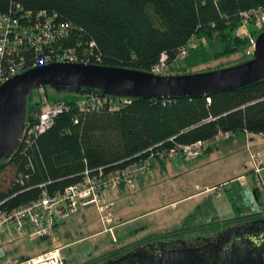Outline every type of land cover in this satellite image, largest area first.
<instances>
[{
  "label": "trees",
  "instance_id": "obj_1",
  "mask_svg": "<svg viewBox=\"0 0 264 264\" xmlns=\"http://www.w3.org/2000/svg\"><path fill=\"white\" fill-rule=\"evenodd\" d=\"M14 4L55 13L57 21L68 23L73 29L62 44L81 43L77 51L86 47L90 63L153 72L165 53L169 74L177 61L194 65L249 46L247 35L237 30L242 24L239 11L264 5V0H0V13ZM187 44L189 50L181 56ZM30 97L27 124L46 102H63L66 108L29 145L0 161L3 208L26 204L43 190L59 193L80 181L85 170L110 171L146 158L148 149L161 142L172 146L214 141L220 131H264V78L196 96L107 101L72 92H47L45 98L42 92L33 101Z\"/></svg>",
  "mask_w": 264,
  "mask_h": 264
},
{
  "label": "built area",
  "instance_id": "obj_2",
  "mask_svg": "<svg viewBox=\"0 0 264 264\" xmlns=\"http://www.w3.org/2000/svg\"><path fill=\"white\" fill-rule=\"evenodd\" d=\"M239 15L242 24L237 30H243L250 41L249 46L254 47L257 34L264 28V5L240 10ZM72 29L68 23L57 21L55 13L46 10L35 12L24 10L19 4H14L8 11L0 13V84L14 74L38 65L54 62L93 64L90 63V52L86 47L80 54L77 51L76 47L81 43L67 47L62 44ZM93 45L94 43H89L90 47ZM190 45H183L179 54L181 56L186 54ZM246 52L251 53V49H246ZM167 59V54L163 53L153 72L167 74ZM103 99L109 101L107 98ZM114 107L116 106L113 105L112 108ZM65 108L63 102L43 104L40 111L35 113L34 120L28 124L25 122L18 149L26 147L34 138L47 130L53 124L54 118ZM82 109L86 108L82 107ZM255 133L264 135V131ZM231 135L229 132L220 131L218 138ZM208 143L207 140L198 139V141L175 142L172 146H165L161 142L148 149L149 156L124 167L110 171L99 168L94 173L85 170L80 181L66 186L59 193L49 194L43 190L38 198L26 204L10 209L0 207V258L5 256L4 246L17 239L53 236L56 221L73 216L80 208L95 209L104 230L112 231L117 220L114 202L104 198L106 191L115 189L119 184L133 188L137 177L149 174L152 157L166 159L179 154L184 158L194 159ZM251 155V166L260 177V169L264 165V152ZM239 178L245 180L243 175ZM258 180L263 181L262 177ZM62 248L54 245L34 256L14 259L11 264H66Z\"/></svg>",
  "mask_w": 264,
  "mask_h": 264
},
{
  "label": "water",
  "instance_id": "obj_3",
  "mask_svg": "<svg viewBox=\"0 0 264 264\" xmlns=\"http://www.w3.org/2000/svg\"><path fill=\"white\" fill-rule=\"evenodd\" d=\"M251 57L229 66L203 71L157 74L122 66L54 62L14 74L0 84V161L19 147L26 122L27 98L47 88L57 93H87L103 98H171L196 96L252 84L264 78V28L257 34ZM147 246L101 264H170L155 259Z\"/></svg>",
  "mask_w": 264,
  "mask_h": 264
},
{
  "label": "rangeland",
  "instance_id": "obj_4",
  "mask_svg": "<svg viewBox=\"0 0 264 264\" xmlns=\"http://www.w3.org/2000/svg\"><path fill=\"white\" fill-rule=\"evenodd\" d=\"M153 18L155 19L156 23L159 25V21L155 15H153ZM246 49H251V53H247ZM252 50H253L252 46H243L236 50L230 51L227 54L221 55L217 58L206 60V62H198L195 63L194 65H189L188 62L185 59H183V61H177L176 63H172L171 73L195 72V71H203L206 69H216L218 67L229 66L231 64L238 63L241 60H244L248 57H251L253 53ZM42 92L43 91L41 89L33 90L31 92L30 100L33 101L37 97V93L41 94ZM47 92L48 94L51 95L55 93L50 88L47 89ZM240 135L241 133L239 134L236 133V134H232L229 137H221L217 139L218 141L217 144L222 146V148L220 152H216L214 154L215 157L210 159L209 165L205 167L206 170L210 169L211 167L216 168L222 165L225 166L227 164L230 165L233 164V162L236 160H238V162L240 163L242 159L243 160L246 159L245 166H248L247 167L248 172L245 174L250 175L251 178L253 179H255L254 177L260 179L261 176L259 177V175L255 171V168L251 166V156H252L251 154H255L257 152H264V144H262L264 143V141L262 140L264 137H261L260 135L255 133L253 134V136H248V138L252 137L254 139L250 141L251 142L250 145L249 144L248 146L246 144L239 145L238 143H235L233 141L232 143L236 144L235 148L227 147V142L229 140H232ZM186 162H187L186 167L188 169L189 164L191 162L190 161H186ZM263 167L264 165L261 168ZM171 173H174V175H177V177H175L174 179L173 178L169 179ZM165 175L166 177L164 182L162 183L158 182L157 185L151 186L149 191H144V194H142L140 198H137L136 200L134 199V201L138 203L136 204L138 205V207H136V209L135 208L132 209L133 213L140 214L142 212H147L151 208L150 207L151 204L163 202L164 199L162 198V194L164 193V191L169 187L172 188L173 185L178 186L179 181L188 180L190 182L189 188H191L190 190H192L193 186L191 185V177H192L191 172H186L178 175V169L173 167L172 170H170L167 174L165 172ZM262 177H263L262 179L263 181L261 180H257V181H258V189H260V192H262V199L264 200L263 174ZM130 193L131 195L133 194L132 192ZM232 194H234V192L231 193L230 195ZM253 196H254V192H253ZM184 204H187V202L181 203V208ZM259 208H246V209L181 214L182 226L189 227L192 230L190 229H188L190 231L183 230V232H179V233H175L174 230L181 229L182 227H180L177 224L178 222H176L174 218H170L169 221L168 220L164 221L166 219V217H164V215H166L165 212L164 213L160 212L161 214L160 213L144 214L141 217H138L137 220H135L134 222L130 223L127 226L116 228L113 231L106 230V232L105 231L101 232L104 230V226L101 224L97 212H91L88 216L91 220L90 222L93 223L92 227L90 228V231L87 230L86 225L84 224L83 220L80 219L81 217H79L77 213L74 214L73 216L66 218L69 220L66 221L65 228L71 231L72 242L62 250V253L65 254V256L67 257L68 264H81V263L84 264L83 263L84 261L87 262L85 264L105 263L104 261L108 258L113 259L124 254L123 251H121L122 249L124 250L125 248H128L132 244H135L140 241L143 242L144 240L152 239L158 237L159 235H162L160 238L170 241L176 238H180L183 240L185 238L188 241H191L196 239L195 236L198 235L212 237L211 235L215 233L214 230L216 229L213 227L214 226L216 227V225L219 222L245 217L247 216L246 211H249L253 214L258 212H264V207H259ZM171 210L173 211V209L170 208L169 211ZM162 213L164 215H162ZM63 229L64 227H61L59 231ZM96 231H100V233L95 234L94 236L80 239L81 237ZM164 233H166V235H163ZM130 236L131 238L128 239V237ZM131 242L133 243L129 244ZM139 244L144 245L146 244V242H143V244L142 243ZM46 245H47V241L45 239L22 237L21 239L5 247V256L0 258V264H11L14 259H17L20 256H25V257L34 256Z\"/></svg>",
  "mask_w": 264,
  "mask_h": 264
},
{
  "label": "crops",
  "instance_id": "obj_5",
  "mask_svg": "<svg viewBox=\"0 0 264 264\" xmlns=\"http://www.w3.org/2000/svg\"><path fill=\"white\" fill-rule=\"evenodd\" d=\"M239 133H241L240 136H237L227 142V147L235 148L236 144L232 143L233 141L235 143H238L239 145L246 144L248 146V144H251L250 141L254 140L252 137L248 138V136H253V134L255 133H251L245 130L237 132V134ZM260 136L264 137V135ZM262 140L264 141V138ZM217 143V139L214 141L209 140V143L204 146L203 151L197 156V158L194 159L183 158V156L179 154L166 159H158L152 157L150 158L151 168L149 174L147 176L137 177L135 179V185L133 188H129L124 184H119L115 189L106 191L104 193V198L106 200H111L114 202V211L117 223L113 230L122 226L129 225L130 223L137 220L138 217H141L144 214L165 212L166 215L162 213V215L166 217V219L163 220L169 221L170 218H174L175 221L178 222L177 224L182 227L181 229L174 230L175 233H179L183 232V230L190 229L189 227L182 226L181 214L264 207L262 192H260V189H258V179L256 177H254L255 179H253L250 175L245 174L248 172V166H245L246 159H242L240 163L238 162V160H236L233 162V164H227L226 166L222 165L216 168L211 167L210 169L206 170L205 167L209 165L210 159L215 157L214 154L216 152H220L222 148V146L218 145ZM186 161L191 162L188 169L186 167ZM173 167L178 169V175L186 172H191V185L193 186L192 190H190L191 188H189L190 182L188 180L179 181L178 186L173 185L172 188L169 187L164 191V193L162 194V198L164 199L163 202L151 204V208L147 212H142L140 214L133 213L132 209H136V207H138V205H136L138 203H136L134 199L136 200L137 198H140V196L144 194V191H149L151 186L157 185L158 182H164L166 177L165 172L167 174L170 170H172ZM262 174L264 175V167L260 170L261 177ZM240 175L244 176V181L242 178H239ZM175 177H177V175L171 173L169 179H174ZM129 190L133 193L132 195ZM232 191L234 192V194L230 195L231 193H233ZM253 192L255 197L253 196ZM183 202H187V204H184L181 208V203ZM170 208L173 209V211H169ZM91 212L97 211L91 208H80L77 212L78 216L81 217L80 219H82L84 224L86 225L88 231H90V228L93 225V223L90 222V218L88 217ZM246 212L251 213L249 211ZM67 220L69 219L56 221L53 236L45 239L47 241V245L41 250H47L54 245L63 247V250L72 242L71 231L65 228ZM61 227H64V229L59 231ZM104 231L105 230L101 232ZM98 233H100V231L92 232L87 234L86 236L81 237L80 239L94 236ZM163 235H166V233H164ZM160 236L162 235H159L158 237ZM130 238L131 236L128 237V239ZM152 239H147L143 242H147ZM143 242L140 241L137 243ZM12 243H9L7 245H10ZM132 243L133 242L129 244ZM135 244H132L128 248H125L124 250L122 249L121 251L124 252ZM7 245L4 246V250ZM40 251L38 253H40ZM63 255L65 256V254ZM65 262L68 264L66 256ZM83 263L85 264L87 262L84 261Z\"/></svg>",
  "mask_w": 264,
  "mask_h": 264
},
{
  "label": "flooded vegetation",
  "instance_id": "obj_6",
  "mask_svg": "<svg viewBox=\"0 0 264 264\" xmlns=\"http://www.w3.org/2000/svg\"><path fill=\"white\" fill-rule=\"evenodd\" d=\"M213 228L216 229L212 237L198 235L191 241H170L160 236L129 249L147 246L157 260L172 255L168 259L170 264H264V212L247 213L245 217L219 222Z\"/></svg>",
  "mask_w": 264,
  "mask_h": 264
}]
</instances>
